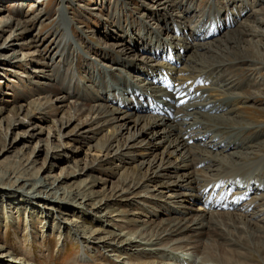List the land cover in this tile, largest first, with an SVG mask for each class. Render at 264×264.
<instances>
[{"label":"rangeland","instance_id":"rangeland-1","mask_svg":"<svg viewBox=\"0 0 264 264\" xmlns=\"http://www.w3.org/2000/svg\"><path fill=\"white\" fill-rule=\"evenodd\" d=\"M117 2L116 0H69L63 3L62 0H29L21 2L19 6L11 5L12 2H0V18L3 19V24L5 21L9 23L8 19L13 22L5 32H0V173L10 175L7 180H0L4 183L10 180L13 182V176L26 179L45 178L49 182L56 181V184L60 182L59 186L61 185L60 189L64 194L89 197L85 206L88 212L75 210L73 207L63 209L62 205L56 209L48 206V210H45L43 204H40V208L37 202L31 203L19 195L9 196L1 192L0 258L10 252L11 256L5 257V260L13 259L18 263L26 251L29 256L34 257L32 264H73L72 260L76 259L84 249L83 254L91 261L89 264H190L195 260L192 254L190 258L191 244L176 245L177 248L182 247V251H175V255L166 250L163 252L150 250L158 248L156 246L147 250L140 247L138 252L119 253L118 249L110 252L105 248H94L93 244L85 243L84 239L77 240L74 237V229L77 230V227L88 236L100 234L99 237H104L120 232L134 234L138 230L136 222H145L149 216L141 206L143 199L136 195L152 190L153 185L149 187L144 185L135 191L136 195L121 194V190L126 189V185H123L124 181L130 178L131 173L137 172L139 175L145 171V167L142 170L138 166L141 158L137 157L138 162L132 165L116 160L108 165L98 164L97 160L101 155L97 153V146L107 140L108 134L100 130L96 121L86 125L87 115L78 116L71 106L76 100L75 95L91 97L95 91L101 90L102 86L99 84L100 78L97 74L99 69H111V73H117L112 69L119 68L116 67V59L120 54V45L130 51L127 53V60L135 66L133 69L123 68L125 80L132 85H142L149 77V74L142 70L156 71V66L152 67L153 69H141L144 67L142 62L148 57L154 58L155 62L152 65L161 63L160 56L156 52L153 53L154 50L148 45V36L144 34L140 36V31L146 34L147 29L151 30L146 24H151L153 28L155 26L165 29L162 30V33H166H163L164 38H167L168 42H175L176 45L179 37L175 31L178 28L180 30L182 24L194 27L200 19L206 17L205 13L211 15L208 9H215L217 13L221 12L220 14H224L227 9L231 16L235 15V12L243 13L242 20L236 22V26L238 24L239 26L235 27L234 32L227 31L219 38L223 42L228 34L237 35L238 31L244 32L241 40L243 50L241 55L250 60V66L244 61L232 60L231 56L228 61L226 60L227 67L224 69L226 79L235 83L236 88L226 90L228 86L223 89L220 96L230 101L231 107L224 109L220 114L209 112L210 117L216 118L221 115L222 117L216 121L207 120L208 124L204 128L210 131V134L207 135L208 141L203 142L205 143L203 147L207 148L204 154L209 160L204 164L203 169L208 179L209 177L225 178L238 161L252 162L253 165L264 154V0H124L119 4ZM171 4L176 6L172 9L169 7ZM63 5L66 11L62 22L66 27L65 34L70 52L66 56H61L62 58L55 57L51 62L55 52L53 44L59 38L57 35L54 36V33L62 17L60 9ZM16 9L17 14H15ZM246 13H248L247 17L244 16ZM199 16L198 21H193ZM221 21L227 24L231 20L220 18ZM3 24L1 23L0 26ZM216 24L219 23L216 21ZM235 34L233 36H236ZM210 41L213 43L214 39ZM220 41L212 45L207 42L202 43H205L206 48H213L211 49L213 52L214 47L221 44ZM185 43L191 45L195 41H192V36L188 35L185 37ZM227 50L231 51L229 47ZM239 50L236 49L235 53H240ZM173 52L176 50L170 51ZM255 52H258L263 65L251 61L254 60ZM185 53L188 56L180 57L182 63L177 65L179 72L176 76H182L185 67L198 66L203 73L201 77L206 76L208 81L215 80L213 83L219 84L215 78L219 77L218 70L211 69L216 65V61L206 58L203 67L198 62L207 56L204 48L196 47ZM163 61L166 62L165 59ZM160 70V67H157V72ZM54 78L58 79L57 84L48 81ZM139 78L141 80H137ZM70 83L71 92L75 94L74 99L69 98L63 104H59L56 99L61 97V85L64 84V88H69ZM77 83L81 84L79 88L74 87ZM94 83L98 88L89 89ZM245 87H248L249 93L237 102L234 95L242 94L241 88ZM256 90L258 91L255 92ZM242 105L244 108H241ZM154 110L153 106H148L147 111L140 113V116L147 117ZM131 126L132 124L127 125V129L122 130L116 137L122 145L131 134H136L137 129ZM212 126L218 127L215 129ZM216 134H221L219 139L221 141L224 139V142L229 144L228 150L222 152L220 149L208 148L218 142H212L211 137ZM190 137L188 135L185 138L188 145L193 147L196 139L192 140ZM157 138L158 141L162 140L161 135ZM147 140L150 139L137 137V143L135 142L137 146L139 145L137 149L142 148L140 145ZM163 149L164 146L152 153L153 156L158 153L157 157H154L155 161L153 156L150 157L156 162L155 165H158L162 158L159 152ZM236 155L239 157L248 155V159H237ZM257 163L249 174L255 173ZM263 172L264 169L261 173ZM250 177H255V183L264 182L258 176L250 175ZM262 178L264 179V176ZM13 185L15 187V184ZM251 185L254 186L253 183ZM238 186L241 190H245L247 185L239 181ZM133 196L137 197L135 201L129 200ZM261 196L264 197V190ZM63 202L74 204L70 200H63L60 204ZM201 203L193 204L192 208L198 210ZM152 207V213L157 214L160 210L159 202ZM61 220L67 222V226L61 224ZM68 223H71L70 227ZM162 225L166 226L165 223L158 222L149 225V229H163ZM161 231L153 232L154 235H158L155 242L162 245L172 243L173 238L169 237V240H166L167 235L160 234ZM203 246L201 249L204 253L205 245ZM248 253L249 259L238 260L235 258L236 254H227L224 258L226 257L225 259L232 264L245 262L264 264V239L250 243ZM217 254L222 257V250L219 249ZM212 258L214 260L211 264H223V260Z\"/></svg>","mask_w":264,"mask_h":264},{"label":"bare ground","instance_id":"bare-ground-1","mask_svg":"<svg viewBox=\"0 0 264 264\" xmlns=\"http://www.w3.org/2000/svg\"><path fill=\"white\" fill-rule=\"evenodd\" d=\"M8 2L10 1H7V3ZM62 2L67 3L69 2V0H62ZM116 2L119 4L123 3L124 0H116ZM13 4L16 6L21 5V3L12 2L11 5ZM157 6L158 5H156V9H158ZM175 6V4L169 5V7H171L172 9ZM60 10L62 17L59 20L60 23L57 25L56 31L54 33V36L57 35V37L59 38L53 44V51L55 52L51 58V62L54 61L55 57L60 58L61 56L68 55V53L70 52V47L67 44L68 40L65 34L66 27H64V22H62V20H64L65 18L64 13L66 11L64 5ZM15 12V14H17V9L15 10ZM237 14L240 15V17L242 15L239 13ZM211 17L212 16L210 14L206 15V17L200 19L194 27H191L188 24H182L180 30L178 28V30L175 32H177L178 35L184 34V31L187 30H199L204 21H209ZM2 20L3 19L0 18V25L1 23L3 24ZM8 21L9 23L5 21V23L0 26L1 33L5 32L10 24L13 23L9 19ZM146 25L151 30L147 29L146 34L140 31V36L142 34H144V36H148V45H150L152 47V50L154 51L164 50V47H168L171 48L170 50H173L172 47H176L178 43L185 48V51H188L190 49L194 50L196 47H198L199 49L204 48V52L205 54H207V56L203 60L201 59V61L198 62L203 67L206 58L209 60H213V62L216 61V65H214L211 69L218 70L217 72L219 77L216 75L217 77L215 78L217 79L219 84H216V82L213 83V81L215 80L210 79L211 86L208 89L210 91V95L204 91H201L200 96L202 98L204 94H207L210 97L207 98L206 95V97L202 100H191V95L196 93V89L192 86V83L195 82L197 77L203 76V73H201L200 71V67L199 69L196 68V66H191L190 68L185 67L183 69L184 74L182 75L181 73H179L182 76H176V73L179 72V65L176 67L177 69L171 68V70L175 72L172 75L169 74L165 67L167 62L155 63L154 65H152L155 60L154 58L148 57L144 62H142V65L144 67H142L141 69H148L156 66V71L157 67H160L161 69L158 72H161L162 70L167 71L166 76H163L162 79H168L171 85H175V88L179 89V91L181 92H167L162 87V90L168 93L162 94L163 96H165V98L168 97L167 101L164 102L165 104H167V106H157V108H154V112H152L149 116H140V113L147 111L148 106H152V104H150L152 103V98L149 97L145 99L143 98V96H140V93H146L149 90V87L152 86L150 84H153L151 83L153 82V80L148 77V79H146V81L142 85H132L131 82L124 79L125 76L123 73V68L125 70L127 68L133 69L135 68V66L130 62V60H127V53L130 51H127V48L120 45V54H118L116 59V67L119 68L112 69V71H117V73H111V69H99L97 71V74L98 78H100L99 84L102 86V88L101 90L98 89L99 91H95V93H93V96L78 97L71 92V83L68 84L70 85L69 88H64V84L61 85V97L57 98L56 101H58L59 104H63L64 101L69 98L74 99L73 96L75 95L76 100L71 104L72 110L78 116L82 114L87 115L86 117H88V123L86 122V125L96 121L98 123L97 126H99L100 130L106 131V134H108V136L106 135L107 140L105 142L103 141V144H99L97 146V153L101 155V157L97 160L98 164L108 165L116 160L123 164L132 165L133 163L138 162L137 157L141 158L138 166L142 170H144L145 167V171H143V173L139 175L137 174V172L131 173L132 175H130V178H127V180L124 181L123 185H126V189L121 190V194H128L129 196L131 193L136 195L135 191L142 188L144 185H147V187H149L150 185L154 186L152 190L146 191L140 195H136L137 197H141L143 199V203H141V206L143 207V210H145L147 214H149V216H147V221L136 222V228L138 229L136 233L129 234L128 232H120L115 235L110 234L104 237H99L100 234H89L88 236L85 233L83 234L79 227H77V230L74 229V237L77 240L81 238L84 239L85 243L93 244L94 248H105L108 251L110 250V252H115L114 249H118L120 250L119 253H125L127 251H129L130 253L131 251L138 252V248L140 247H142L144 250H147L148 248L156 246L158 248L150 250H161L162 252L166 250L175 255V251H182V247L177 248L176 245L184 244L190 246L189 244H191L190 258L192 254L195 260L190 264H211L214 260V258L212 257H215V259L219 258L220 260H223V264H232V262L225 259L226 257L224 258V256L227 254H236L235 258L238 260L244 258L249 259L248 252L250 243H253L255 240L259 241L264 239V197L261 196V193L259 195H255L252 198L249 197L248 201L246 200L244 204H241V208L232 212H215L207 207H204L203 203H201L202 205L199 208L197 207L198 210H194L192 208L193 204L202 202V195L206 188H208L209 186H214L215 184L221 182L222 179L227 181L235 179L236 181L246 183H248L250 180H253L252 183L257 185L258 182L255 183L254 181L255 177L251 178L250 175L258 177L264 176V172L261 173L262 169H264V154L257 161H255L254 164H256L257 162L258 163L255 173L253 174H249V172L253 169L254 164L252 165V162L248 161H238V163H236L235 165V168L230 170L226 174L225 178L222 177L219 179H212L209 177L208 179V176L204 172L205 169H203V165L205 163H208L209 160L204 154L207 151V148L203 147L205 143H203L202 140L203 138L205 139L208 134H210V131L204 128L208 124L207 120L211 119L216 121L217 119L222 117V115L216 118L210 117L209 112L220 114V112L224 111V109H227L229 106L231 107L230 101H227L225 97L222 98L220 96L222 95L224 88L226 89L229 86V88H227L226 90H233L232 88L236 86V84H233V82H231L228 78L226 79V70L224 69H226L225 67L227 66L225 63L228 61L230 56L233 57L232 60L241 62L244 61L248 65L250 62L249 59H246L241 55V52L243 51L241 47V40L243 39L244 32L238 31V34L236 35L235 33H233V31L232 35L228 34L223 42L220 41L221 44H218L219 46L216 45L214 47V51L210 52V48H206L207 46H205V43L195 41L194 44L190 45L189 43H185V38L182 40L181 36H179V41L175 45V42H168L167 38H164V32L162 33V30L165 29H160L155 26L153 28L150 26L151 24ZM234 34L236 36H233ZM228 47L231 50L230 52L227 50ZM236 49L239 50L240 53H235ZM176 51L178 52V50ZM253 58L254 60H251L252 62L263 65V63L261 64V62L263 61L258 56V52H255L253 54ZM213 62H211V64ZM142 71L148 73V70ZM144 75L147 76L148 74L144 73ZM167 76H169L174 81V83H172ZM137 80L141 79L139 78ZM48 81L53 82L54 84H57V82H59L57 78H54L52 80L48 79ZM79 85L81 84L77 83L76 85H74V87L78 86L79 88ZM94 88H96L95 83L94 85L92 84V87H90L89 89ZM162 90L156 86H153L151 87V90L148 94L154 96L156 99H161L162 97L157 96L156 93L159 91H161L162 93ZM241 90L242 94L234 95L236 101L242 99L244 95H247L249 93L248 87L241 88ZM257 91L258 90H256L255 92ZM253 92L254 91H252V93ZM228 94L230 93L228 92ZM187 99L189 101L185 105H183V103ZM30 116H32V114H30ZM129 124H132L131 127L137 129H135L136 134H131L130 137L126 139L124 145H122L121 142L116 140V137L117 135H120V132L122 130H126V126ZM217 127L218 126H212V128L215 129ZM96 129L98 130V128ZM159 135H161L162 137L161 141H158L157 137ZM188 135L191 136L190 139L198 140L197 143L193 145V147L188 145V141L185 138ZM220 135L216 134L211 137L212 142H218H215L214 144L208 146L210 150L220 149L223 152L230 148L229 144H226L224 142V139L222 141L219 139ZM137 137H143V139L149 138L150 140L143 142L144 145H140L142 148L137 149L139 148V145H136ZM162 146H164V149L162 152H159L162 158L160 159L158 165H155L156 162H154V157H157L158 153H155L156 155L154 156L152 155V153L158 151ZM151 156H153L154 161L153 158L150 159ZM236 157H238L237 159L240 158L241 160L248 159V155L244 157H239L236 155ZM210 172L208 175H210ZM9 177L10 175H8V173H0V179L7 180ZM12 180L13 182L10 180L8 181V183H4L0 180V193L3 192V194H8L9 196L19 195L23 198H26L28 202L39 203L38 207L40 208V204H43L45 205V210H48V206H50V208L56 209L57 207H59V205H62L63 209L73 207L75 210L81 209L82 212H88L86 211L85 206H87L86 201L87 199L89 200V197H86L85 195H82L83 197H77V195H74V197L71 196L72 194L62 193V189H60L61 185L59 186L60 182L56 184V181L49 182L45 178L26 179L20 176H13ZM129 180H131L130 185H128ZM13 184H15V187H13ZM259 187L263 191L264 182L260 183ZM137 197L133 196L129 198V200L135 201ZM244 198L247 199V196L244 195ZM63 200H70L74 204L68 202H63L62 204H60V202ZM157 202H159L160 210L157 214H154L152 213V206ZM158 222L165 223L166 226L162 225L163 229L158 230L149 229V225H155ZM60 223L67 226V222L65 223L63 220H61ZM68 226L70 227L71 223H68ZM159 230H162L160 234L167 235L166 240H169L170 237L173 238V242L164 243V245H162V243L155 242L158 235H154L153 232L155 231L156 233ZM203 245H205L204 253L201 249ZM219 249L223 252L222 257L217 254ZM83 251L84 249H82L81 253L77 256L76 259L72 260L73 264L91 263L90 259L83 254ZM209 255H211L212 257H210ZM10 256L11 254L9 252L5 257L9 258ZM109 256L111 257L116 255ZM5 257L0 258V263L7 262L8 264H32L34 258L33 256H29L26 251L22 255V258H20V262L18 263L13 259L7 260L6 258L5 260ZM185 259H183V261ZM242 264H246V262Z\"/></svg>","mask_w":264,"mask_h":264},{"label":"snow or ice","instance_id":"snow-or-ice-1","mask_svg":"<svg viewBox=\"0 0 264 264\" xmlns=\"http://www.w3.org/2000/svg\"><path fill=\"white\" fill-rule=\"evenodd\" d=\"M183 102V101H182Z\"/></svg>","mask_w":264,"mask_h":264}]
</instances>
